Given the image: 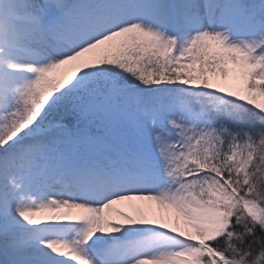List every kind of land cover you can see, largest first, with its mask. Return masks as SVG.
Instances as JSON below:
<instances>
[{
    "label": "snow or ice",
    "instance_id": "snow-or-ice-1",
    "mask_svg": "<svg viewBox=\"0 0 264 264\" xmlns=\"http://www.w3.org/2000/svg\"><path fill=\"white\" fill-rule=\"evenodd\" d=\"M0 264H264V0H0Z\"/></svg>",
    "mask_w": 264,
    "mask_h": 264
},
{
    "label": "bare ground",
    "instance_id": "bare-ground-1",
    "mask_svg": "<svg viewBox=\"0 0 264 264\" xmlns=\"http://www.w3.org/2000/svg\"><path fill=\"white\" fill-rule=\"evenodd\" d=\"M124 210H129V209L125 208Z\"/></svg>",
    "mask_w": 264,
    "mask_h": 264
}]
</instances>
